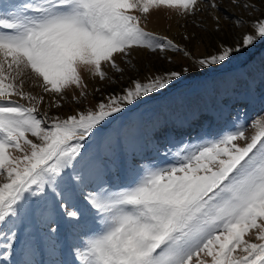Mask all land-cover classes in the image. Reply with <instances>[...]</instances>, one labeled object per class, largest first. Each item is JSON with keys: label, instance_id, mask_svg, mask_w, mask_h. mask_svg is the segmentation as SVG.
Masks as SVG:
<instances>
[{"label": "snow or ice", "instance_id": "snow-or-ice-1", "mask_svg": "<svg viewBox=\"0 0 264 264\" xmlns=\"http://www.w3.org/2000/svg\"><path fill=\"white\" fill-rule=\"evenodd\" d=\"M162 8L184 18L208 11L215 32L225 31L226 25L245 28L238 43L218 45L213 54L194 60L200 68L222 65L264 44V0L0 3L3 257L19 245L22 264H33L37 238L21 228L29 219L47 225V252L54 257L57 229L51 225L59 209L74 228L82 219H92L93 226L78 231L73 245L79 264H264V114L250 125L252 135H246L247 126L237 127L182 150L185 154L178 153L167 167L144 170L120 190L99 172L77 168L89 140L114 114L190 70L152 73L120 93L84 104L89 97L86 78L111 80L106 69L123 74L117 61L135 50L172 51L192 59L187 47L147 29L151 11ZM237 10L248 14L247 22ZM200 27L205 28L203 23ZM69 97L78 105L71 114L50 116L41 109H60ZM77 192L80 202L71 203Z\"/></svg>", "mask_w": 264, "mask_h": 264}, {"label": "rangeland", "instance_id": "rangeland-1", "mask_svg": "<svg viewBox=\"0 0 264 264\" xmlns=\"http://www.w3.org/2000/svg\"><path fill=\"white\" fill-rule=\"evenodd\" d=\"M2 2L5 0H0ZM237 14L244 16L247 22L246 12L237 10ZM201 23L207 31L200 27ZM147 29L187 47L192 59L172 51L152 54L147 50H135L118 59L117 62L125 69L123 74L106 69L113 77L111 80L86 78L89 97L84 102L85 106H91L110 94L120 93L134 80L144 81L152 73L160 75L181 68L190 70L166 89L151 93L129 105L122 113L114 114V118H110L109 123L89 140L85 159L77 168L99 172L114 190L130 186L148 168L167 167L174 163L179 158L178 153L180 156L185 154L182 150L218 139L237 127L247 126L246 135H252L254 130L250 125L264 114V44L219 66L200 68L194 63V60L213 54L218 45L238 43L244 27L230 28L226 25L225 31L215 32L208 11L184 18L174 10L162 8L151 11ZM189 34L194 37L190 42L184 39ZM166 55L172 57L171 62L165 58ZM77 107L69 97L60 109H48L46 105L41 109L47 110L50 116H63L71 114ZM134 170L137 173H133ZM80 199L78 192L73 193L71 203H79ZM53 219L55 224L51 226L57 229V252L54 257L47 252L48 260L58 262L62 259L64 262L63 243L67 247V256L76 259L73 245L77 232L93 226L91 217L87 221L82 219L75 228L74 222L59 209L54 211ZM33 222L27 220L21 228L30 230L35 236L37 230L43 238L46 237L47 225L36 220ZM39 247L37 242L36 249ZM0 264H3L2 255ZM75 264H79L78 260Z\"/></svg>", "mask_w": 264, "mask_h": 264}, {"label": "bare ground", "instance_id": "bare-ground-1", "mask_svg": "<svg viewBox=\"0 0 264 264\" xmlns=\"http://www.w3.org/2000/svg\"><path fill=\"white\" fill-rule=\"evenodd\" d=\"M132 172L137 173V170L136 171L134 170ZM29 220H30V222L34 221V219H29ZM35 227L37 228V225ZM35 233L37 234L36 238L38 236L37 240L39 239L38 243L40 244V247H39L40 249L39 250L36 249L35 254L31 256V260H32L33 264H51V260H48L49 258H47V255H46V253H47L46 245L47 244H45V242H46L45 237L43 238V235L41 233H39V231H37V230ZM62 248H63V251H62L63 255L67 256L68 252H66L67 247H66L65 243L62 244ZM70 251H72V250H70ZM66 256L64 257V262L62 261V259L61 260L59 259L63 263H61L60 261H58V262L60 264H65V262H68V261H74V264L77 263V260L74 259L73 256H71V257L70 256L66 257ZM24 259H25V257L21 254L20 248H18L16 246V251L11 256L3 257V264H21Z\"/></svg>", "mask_w": 264, "mask_h": 264}]
</instances>
